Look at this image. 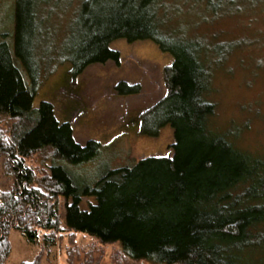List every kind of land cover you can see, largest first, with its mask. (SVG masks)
I'll use <instances>...</instances> for the list:
<instances>
[{
	"label": "trees",
	"instance_id": "obj_1",
	"mask_svg": "<svg viewBox=\"0 0 264 264\" xmlns=\"http://www.w3.org/2000/svg\"><path fill=\"white\" fill-rule=\"evenodd\" d=\"M59 1L15 0L13 39L0 29V114L12 119L0 138V154L14 176L12 189L0 193V264L10 253V229L30 243L55 241L59 197L65 200L64 227L72 240L83 233L100 243L117 242L133 260L264 264V152L240 148L211 125L213 46L178 32L165 0H79L68 43L61 48L66 37L57 41L62 59L43 62L35 53L42 31L38 17H46L49 5ZM118 38L150 39L173 57L164 68L166 93L141 114L140 130L155 136L170 125L171 154L143 157L107 170L93 184L81 183L68 165L91 160L100 144L78 143L71 123L57 119L51 102L33 105L38 78L51 63L68 62L76 75L91 63L118 61L119 52L109 47ZM115 88L139 91L138 84L124 81ZM42 151L50 153L49 172L34 186L24 161ZM87 197L95 202L82 209ZM43 253L41 248L35 259L20 264H43Z\"/></svg>",
	"mask_w": 264,
	"mask_h": 264
},
{
	"label": "rangeland",
	"instance_id": "obj_2",
	"mask_svg": "<svg viewBox=\"0 0 264 264\" xmlns=\"http://www.w3.org/2000/svg\"><path fill=\"white\" fill-rule=\"evenodd\" d=\"M229 1L165 3L171 8V21L178 32L203 38L213 46L209 59L213 68L209 99L215 105L212 127L227 133L240 148L259 154L264 152V0H232L233 6ZM69 2L52 3L47 16L38 17L42 31L35 53L43 62L52 56L55 61L62 59L57 41L67 38L59 44L61 48L68 43L74 26L72 10L79 0ZM14 3L0 0V29L9 32V40L13 39ZM220 6L221 10L212 12ZM109 47L119 52L118 61L91 63L76 75L71 74L68 62L47 63L40 72L33 100L35 107L40 101L51 102L57 119L71 123L78 143L91 139L99 142V152L91 160L68 165L81 183L93 184L107 170L132 165L143 157L170 155L169 146L174 141L170 125L162 126L155 136L140 132L141 114L166 93L164 68L172 63V55L150 39L129 42L118 38ZM120 81L138 84L139 91L119 93L115 86ZM11 123V118L0 114L2 140ZM24 162L32 170L36 186L37 180L49 172L50 153H35ZM13 177L5 156L0 154V193L12 189ZM64 201L58 198L59 231L55 241L45 245L42 238H36L30 243L18 230H9L6 264L32 261L41 248L43 264H156L131 259L117 242L100 243L83 233L72 240L64 227ZM94 202V197L83 198L80 207L87 209Z\"/></svg>",
	"mask_w": 264,
	"mask_h": 264
},
{
	"label": "built area",
	"instance_id": "obj_3",
	"mask_svg": "<svg viewBox=\"0 0 264 264\" xmlns=\"http://www.w3.org/2000/svg\"><path fill=\"white\" fill-rule=\"evenodd\" d=\"M34 241H37V239L35 238Z\"/></svg>",
	"mask_w": 264,
	"mask_h": 264
}]
</instances>
